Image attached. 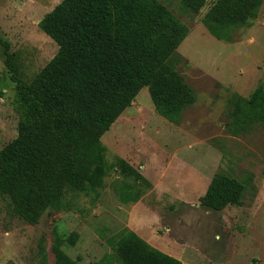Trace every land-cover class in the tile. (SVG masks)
I'll return each instance as SVG.
<instances>
[{"label":"rangeland","instance_id":"1","mask_svg":"<svg viewBox=\"0 0 264 264\" xmlns=\"http://www.w3.org/2000/svg\"><path fill=\"white\" fill-rule=\"evenodd\" d=\"M61 0H0V37L9 43L18 77L29 82L56 54L57 45L38 27L42 16ZM188 28L170 63L195 91L178 125L154 109L147 88L100 137L112 164L97 194L65 190V208L49 211L30 225L19 218L8 198L0 197V264H34L40 237L47 261L54 235L77 233L74 245L61 248L81 264H121L113 245L133 231L181 264H264V125L252 124L233 135V94L246 98L264 89V0L247 26L231 41L214 38L202 24L215 0L198 10L179 0H161ZM0 149L17 134L22 106L0 45ZM124 159L148 182H140L135 202L115 193L123 176L114 165ZM216 172L243 185L238 205L208 210L195 199ZM202 193V192H201ZM96 196V197H95ZM196 196V197H197Z\"/></svg>","mask_w":264,"mask_h":264},{"label":"trees","instance_id":"2","mask_svg":"<svg viewBox=\"0 0 264 264\" xmlns=\"http://www.w3.org/2000/svg\"><path fill=\"white\" fill-rule=\"evenodd\" d=\"M179 2L196 11L205 0ZM261 4L215 0L201 22L214 38L231 41ZM38 27L58 49L29 82L18 77L15 56L0 37L5 65L23 102L16 137L0 149V197L8 198L15 214L30 225L49 211L64 209L65 190L90 195L104 187L112 164L106 162L100 137L142 88H147L155 111L175 125L195 101L194 89L170 63L188 28L161 0H61ZM233 98L229 132L238 135L254 123L264 125L261 84L248 97ZM114 165L131 177L117 181L115 193L124 203L135 202L141 193L138 184L147 180L122 158L116 157ZM242 193L239 180L216 172L200 205L221 210L238 205ZM76 240L75 232L64 240L54 235L53 264H81L61 248ZM113 251L121 264H181L130 230L116 240ZM34 264H49L44 237Z\"/></svg>","mask_w":264,"mask_h":264},{"label":"crops","instance_id":"3","mask_svg":"<svg viewBox=\"0 0 264 264\" xmlns=\"http://www.w3.org/2000/svg\"><path fill=\"white\" fill-rule=\"evenodd\" d=\"M170 123H171V122H170ZM206 189H207V185H206V187H205L204 189L200 190V192L198 193V196L195 195V196H193L192 198H195V199L200 198V196H202V195L205 193ZM201 192H202V193H201ZM196 196H197V197H196Z\"/></svg>","mask_w":264,"mask_h":264}]
</instances>
